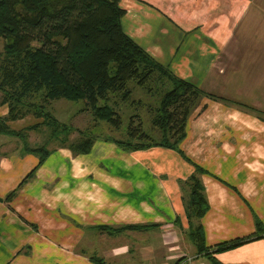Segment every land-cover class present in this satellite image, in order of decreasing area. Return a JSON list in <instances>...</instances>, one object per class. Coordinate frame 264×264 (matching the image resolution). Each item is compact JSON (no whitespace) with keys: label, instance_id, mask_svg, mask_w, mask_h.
Instances as JSON below:
<instances>
[{"label":"crops","instance_id":"0c3cea01","mask_svg":"<svg viewBox=\"0 0 264 264\" xmlns=\"http://www.w3.org/2000/svg\"><path fill=\"white\" fill-rule=\"evenodd\" d=\"M118 5L124 10L121 28L130 39L174 76L218 98L200 100L178 145L191 163L227 185L210 175L199 176L208 207L200 219L205 244L252 234L254 219L264 228V0H120ZM182 40L186 45H177ZM4 137L9 138L0 135V149ZM102 143L106 144L94 141L86 155L76 157L69 178L63 176L68 171L52 164L62 149L49 150L20 187L39 190L41 198L25 197L24 189L9 201L2 199L37 158L22 154V145L20 155L5 158L0 152V264H95L89 260L94 256L84 250L77 258L67 253L61 259L57 255L47 259L46 252L51 246L80 245L81 236L102 233L97 226L147 227L104 233L108 239L134 236L138 250L131 247L128 252L158 251L154 257L126 259L125 264H173L194 253L186 237L182 198L187 191L179 183L193 167L172 150L125 152L113 143ZM60 162L58 157L56 165ZM40 173L42 179L37 180ZM75 187L79 193L71 192ZM33 216L49 219L51 226L43 228ZM24 228L40 241L44 260L19 255L20 249L29 252V244L17 242ZM200 259L192 264H210ZM214 259L218 264H264V240L216 254Z\"/></svg>","mask_w":264,"mask_h":264},{"label":"trees","instance_id":"16d2710c","mask_svg":"<svg viewBox=\"0 0 264 264\" xmlns=\"http://www.w3.org/2000/svg\"><path fill=\"white\" fill-rule=\"evenodd\" d=\"M119 1L0 0V107H6L5 115L0 117V135L23 142L25 131L45 127L48 139L65 145L73 155H86L95 138L82 137L77 132L80 140L67 144V136L73 129L58 122L46 110L50 102L81 101L96 121L117 129L121 123L120 117L112 107L106 105L107 97L117 96L121 102H125L130 97L129 82L149 90L148 83L154 77L157 81L163 79L168 88L158 90L159 101L150 119L159 140H149L138 124L133 126L129 122L126 140L103 138L102 141L113 143L125 152L151 147L172 150L193 167V172L179 183L187 191L185 198H182L187 221L186 237L195 256L180 257L174 264H189L198 257L205 258L210 264H218L214 255L254 240H264V228L254 219L252 234L212 246L205 244L200 219L208 207L199 176L210 174L185 158L178 145L185 136L186 120L200 100L217 101L218 98L174 76L130 39L121 28L124 10L119 7ZM27 115L39 122L21 130L11 129L9 123ZM22 152L34 155L37 162L2 201L11 200L50 154L44 144L35 148L25 144ZM230 189L237 194L234 188ZM143 228L147 227H96L106 235ZM89 260L95 264H105L99 258L89 257Z\"/></svg>","mask_w":264,"mask_h":264},{"label":"rangeland","instance_id":"374dc122","mask_svg":"<svg viewBox=\"0 0 264 264\" xmlns=\"http://www.w3.org/2000/svg\"><path fill=\"white\" fill-rule=\"evenodd\" d=\"M185 46L186 44L183 42H179L177 45ZM0 48H1V41H0ZM178 50H182V47ZM149 90H144L141 88H138L133 84V82H129L127 87L130 90V97L127 101L121 102L117 96H108L106 105L112 107L117 114L120 117V126L117 129H113L105 122L96 121L91 113L85 109L83 102H68L65 100H58L50 102L46 108L47 111L50 112L51 115L60 123H63L67 126H70L73 131H71L67 136V144L68 143H75L80 140L79 135L77 132L81 133L82 137H91L95 138L94 140L102 141L103 138H112L116 140H126V131H127V125L130 122L133 126H136L137 124L142 129L143 132H145L148 135L149 140L157 141L159 140V135H157V131L153 129L150 125V119L153 113V110L157 107L160 92L158 90L164 91L168 88V84L165 83L163 79L160 81H157L155 77L149 81L148 83ZM155 90V91H154ZM101 105V102L98 103ZM6 113V107H0V117H3ZM36 122L35 119H33L31 116L27 115L22 120H18L15 122H11L9 126L13 130H21L22 128L32 125ZM25 137L24 141H20L19 139L14 138H3L2 139V147L0 149V152H3L5 154H2L1 157H9L13 153L19 154L20 151V145H25L30 148H35L38 146H41V144H44L46 149L48 150H54L56 152L60 151V156L54 155L52 159V164L55 168L59 169H65V173L63 176H68L69 178L73 172V166L74 162H77L76 157L79 155H73L66 147L65 145H60L57 142H54V140L48 139V130L45 127H41L37 129L36 131H25ZM61 138V137H59ZM104 144V143H102ZM104 146H108V142L104 144ZM62 149V150H59ZM59 150V151H58ZM22 154H24L22 152ZM30 156V155H29ZM86 159L93 156V154L87 155ZM60 158L61 162L56 165V159ZM85 159V160H86ZM87 161V160H86ZM77 167V166H76ZM72 170V171H71ZM81 173L79 172L78 175ZM39 177L37 180L42 179L41 173L38 175ZM87 176V175H86ZM52 183H55V180L51 181ZM37 183H35L36 185ZM80 185V184H79ZM82 189H84V181L82 182ZM89 185V183H88ZM26 187V185H25ZM25 187L19 188V190L23 191L26 189ZM46 189L51 192L55 193L56 191L50 187H46ZM76 189V187H75ZM18 190V191H19ZM28 190V189H26ZM16 192L15 195L21 192ZM76 190H72L71 192H76ZM77 193H79L77 191ZM25 197L29 198H41V192L39 190H35V188H29L27 192H24ZM78 197L81 198L80 194H77ZM83 196V194H81ZM93 196V195H92ZM51 198V197H49ZM83 198H88V196H84ZM34 220H36L40 225H42L43 228L48 229L46 224L48 226H51V221L49 219H44L40 217H32ZM23 223V222H22ZM25 229V228H24ZM50 229V228H49ZM25 231V233H24ZM40 233V232H39ZM29 234L28 229L23 230L21 236L18 234L17 242L20 244L21 241L24 242V244H29V252L24 250H19V255H27V257L32 256L31 260L37 261V260H44L46 257L47 259L55 258L61 259L64 258V255L67 253L72 254L71 257H76L77 254H79L81 250H84L87 254L93 255L95 258H100L105 264H125L126 259H144L149 258L150 256L154 257L157 254V250L155 251H134L138 250L136 246L133 245L135 242L134 236H122V237H113L109 238L104 233L95 232L94 234H91V238H88L87 236H81V243L80 245H75L72 247H54L51 246L50 249H48V253L42 252V245L40 244V241L33 238L31 234ZM34 235H37V233H33ZM40 234H38V238L44 239L43 237H39ZM94 235V236H93ZM20 236V238H19ZM29 237L31 238L30 240ZM94 237V238H93ZM37 240V241H36ZM45 240V239H44ZM56 244L58 242L55 241ZM67 243H69L67 241ZM71 246V243H69ZM133 247L134 250L131 252H128V249ZM115 249H125V251L120 250V252H117L116 255L109 254L112 251H115ZM69 250V251H68ZM123 251V252H122ZM184 251V250H183ZM26 253V254H25ZM81 254V253H80ZM145 255V257H143ZM195 254L192 253L191 255H188L186 257H194ZM68 258V257H67ZM77 258V257H76ZM201 261H205V258H201ZM196 259L193 258L192 262H195ZM9 262V261H8ZM128 264V263H127ZM174 264V263H173Z\"/></svg>","mask_w":264,"mask_h":264},{"label":"built area","instance_id":"2783aa9c","mask_svg":"<svg viewBox=\"0 0 264 264\" xmlns=\"http://www.w3.org/2000/svg\"><path fill=\"white\" fill-rule=\"evenodd\" d=\"M188 260H190V259H188ZM189 264H192V261H189Z\"/></svg>","mask_w":264,"mask_h":264}]
</instances>
